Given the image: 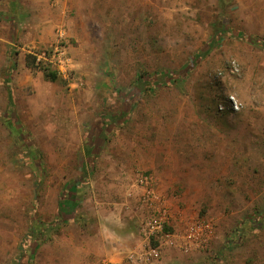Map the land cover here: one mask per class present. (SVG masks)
I'll return each instance as SVG.
<instances>
[{
    "label": "rangeland",
    "instance_id": "obj_1",
    "mask_svg": "<svg viewBox=\"0 0 264 264\" xmlns=\"http://www.w3.org/2000/svg\"><path fill=\"white\" fill-rule=\"evenodd\" d=\"M261 41L264 0H0V264L92 262L79 232L151 174L214 219L196 264H264Z\"/></svg>",
    "mask_w": 264,
    "mask_h": 264
},
{
    "label": "crops",
    "instance_id": "obj_2",
    "mask_svg": "<svg viewBox=\"0 0 264 264\" xmlns=\"http://www.w3.org/2000/svg\"><path fill=\"white\" fill-rule=\"evenodd\" d=\"M127 192L128 195L125 199L130 204V211L125 216L120 217L122 220L118 221L117 217H115L116 219L114 218L117 210L110 207L108 210L102 209L98 211V213L100 212V222L95 231L90 233L88 230L91 227H87L88 225H85L86 231L85 233L83 232L84 234H82L80 229L81 232H79L78 237H84L85 258L92 259V262H87L86 264H105V261H110L114 264H196L203 250L183 253L165 244L162 246L158 256H149L147 254L150 251L148 249L150 245L140 233V222L146 215V210L141 209L139 206V199L143 189L136 184ZM160 192L163 193L161 190ZM165 196L171 205L176 221H181L182 223L184 220L195 218L194 214L186 212V209L184 212L180 211L176 206L174 207L173 197H168L166 194ZM176 211L181 212L180 216L176 215Z\"/></svg>",
    "mask_w": 264,
    "mask_h": 264
},
{
    "label": "built area",
    "instance_id": "obj_3",
    "mask_svg": "<svg viewBox=\"0 0 264 264\" xmlns=\"http://www.w3.org/2000/svg\"><path fill=\"white\" fill-rule=\"evenodd\" d=\"M139 186L143 189L139 206L146 210L140 222V233L149 242V256H158L165 244L183 253L201 251L209 246L215 233L212 217L176 221L167 197L155 187L151 175L140 177ZM105 264L114 263L105 261Z\"/></svg>",
    "mask_w": 264,
    "mask_h": 264
},
{
    "label": "trees",
    "instance_id": "obj_4",
    "mask_svg": "<svg viewBox=\"0 0 264 264\" xmlns=\"http://www.w3.org/2000/svg\"><path fill=\"white\" fill-rule=\"evenodd\" d=\"M250 38V37H249ZM261 44H264V41L260 42ZM213 43H211L210 45V48L212 47ZM210 49L204 51V52H201V53H198L194 59H192V61L189 63L188 67H186V69L184 70L185 72L183 73H176L177 76H175L173 74V72H170V73H163L164 76H161L159 78L156 79V84L152 82V80L154 79L153 77L154 76H157V75H152V74H149V73H146V74H141L138 78H137V82L135 84V86H133V91L135 93H140L141 91H144L145 88L146 89H154L158 86H160L161 84H164L165 82H167V80H169L171 77H173L174 79H177L179 78L180 80H183L186 75L189 73V71L191 70V68L197 63L198 60H200L201 58H203L209 51ZM36 63V64H35ZM42 61H37L36 60V57L34 56V60H33V63H31L30 61H28V66H38V67H42L43 66V69L45 70L46 72V75L47 77H49L51 80H56L58 79V72L55 71V70H50L48 67L44 66V65H41ZM144 89V90H143ZM9 103L12 104L13 103V96H12V93L11 91L9 90ZM114 117V116H112ZM123 116L122 115H117V118H116V122H120L121 120H124L122 118ZM114 123V122H113ZM110 124V123H109ZM110 126V125H108ZM107 126V128H109ZM101 130L105 131L106 130V127L102 128ZM60 205V204H59ZM38 218L35 219V222L36 224H33V233L35 234V237H42L43 235H46L45 237H48L49 235V230L51 228H54V226H56L58 224V222L56 223H53L52 225H49L46 227V229L42 230L41 226H40V223L38 222L37 220Z\"/></svg>",
    "mask_w": 264,
    "mask_h": 264
}]
</instances>
